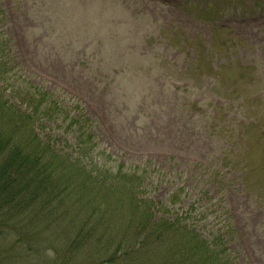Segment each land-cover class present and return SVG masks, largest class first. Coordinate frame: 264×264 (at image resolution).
I'll return each mask as SVG.
<instances>
[{
    "label": "rangeland",
    "instance_id": "374dc122",
    "mask_svg": "<svg viewBox=\"0 0 264 264\" xmlns=\"http://www.w3.org/2000/svg\"><path fill=\"white\" fill-rule=\"evenodd\" d=\"M160 1L0 0V40L24 80L0 87V101L25 111L39 86L77 102L104 151L92 165L112 168L87 173L89 185L74 178L43 210L40 200L21 215L4 204L0 264H157L159 244L139 245V217L123 211L144 198L140 184L131 201H112L118 165L153 169L152 194L167 198L155 218L185 214L200 237L218 228L232 264H264V0ZM232 10L258 13L231 19ZM63 117L37 131L64 136L57 143L76 158Z\"/></svg>",
    "mask_w": 264,
    "mask_h": 264
},
{
    "label": "trees",
    "instance_id": "16d2710c",
    "mask_svg": "<svg viewBox=\"0 0 264 264\" xmlns=\"http://www.w3.org/2000/svg\"><path fill=\"white\" fill-rule=\"evenodd\" d=\"M2 21L0 10V31ZM11 58L7 39L0 40V87L5 89L10 88L13 83L24 82L14 71L15 66ZM30 89L32 91L26 93L24 97L27 103L25 111L0 101L3 107L0 108V210L4 208V204H10L12 207L8 208L20 210L17 215L24 213L30 200L32 203L40 200L39 208L43 210V199L52 192L73 187L71 181L74 178H78L81 184L89 185L87 173L90 172L92 176L95 172V178H100L99 176L112 169L92 165V158L93 160L99 158L104 151L99 149L93 139L92 121L86 117L83 108L77 102L59 104L53 93L44 88L33 86ZM60 113L64 116V132L67 135L73 132L75 140L72 143L64 141V144L71 150L70 155L74 154L76 158L63 154L62 151L65 149L61 148L65 146L57 142H63L64 136L55 134L57 140L52 141L49 136L41 138L37 131L38 126L35 122H55ZM87 157L91 158V168L84 161ZM117 167V177L121 176L120 181L123 182L118 189L119 195L112 197V201L120 202L126 199L131 201L135 188L139 187L137 184H140L144 190L141 197L144 198L137 199L133 196L134 202H127L123 211L130 216L127 211L131 210L134 213L131 218L136 215L139 217L137 231L138 235L143 236L139 245L146 246L149 242L159 244V253L155 256L157 264H232L230 258L226 256V249L222 245V233L217 231L218 228L212 237H200L196 229L197 222L187 225L185 214L184 217L153 216V212L158 211L157 207L163 204L161 201H167V198L156 200L152 194L161 186L160 180L156 179L153 182L150 177L153 169L145 167L141 174L127 175L122 171L121 165ZM150 181L151 185L148 187ZM94 183L92 182L93 187H98ZM113 234L115 235L114 232ZM116 248L114 252L121 253L120 245Z\"/></svg>",
    "mask_w": 264,
    "mask_h": 264
}]
</instances>
